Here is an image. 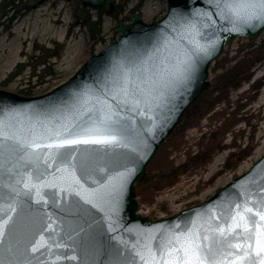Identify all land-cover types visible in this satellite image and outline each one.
Segmentation results:
<instances>
[{"label":"water","instance_id":"95a60500","mask_svg":"<svg viewBox=\"0 0 264 264\" xmlns=\"http://www.w3.org/2000/svg\"><path fill=\"white\" fill-rule=\"evenodd\" d=\"M115 1L77 0L81 7L103 15L111 14ZM164 1L166 11L159 19L145 22L134 13L128 21L120 20L116 38L49 91L25 96L0 89V131L11 137L0 145V258L8 264H163L157 248L161 238L193 228L201 235L206 229L225 230L223 264H249L256 256V231L249 237L228 229L237 204L242 215L245 206L253 213L264 210V153L198 204L157 219L138 212L135 184L185 111L209 87L212 62L236 37L250 41L264 31V23L248 25L235 16L218 15L216 0ZM205 16L211 17L212 27L204 26ZM197 46L206 51L193 56ZM189 60L195 67L186 78L183 69ZM110 107L119 113L113 119L120 124L112 125L109 134L127 147L73 146L77 165L82 156L91 161L86 174L46 160L55 149L26 147L56 143L54 133L68 125L78 126L75 131L93 127ZM36 156L44 173L40 181ZM120 176L122 187L114 198L112 184ZM53 177L57 187H42L39 195L25 187ZM255 226L264 231L258 216ZM145 243L151 255L142 251ZM261 260L264 254L254 264Z\"/></svg>","mask_w":264,"mask_h":264},{"label":"rangeland","instance_id":"374dc122","mask_svg":"<svg viewBox=\"0 0 264 264\" xmlns=\"http://www.w3.org/2000/svg\"><path fill=\"white\" fill-rule=\"evenodd\" d=\"M7 1L14 4L16 15L0 26V89L17 94L29 90L30 96L43 94L67 80L91 54L116 38L119 21L109 17L114 9L110 15L102 14L105 44L91 50L86 29L72 25L77 0ZM135 4L136 0L127 4L124 14L128 18L121 21L136 13L151 22L166 11L164 0H145L138 12L129 13ZM61 45L59 58L51 61L55 75L46 76L43 83L29 78L27 66L6 81L17 64H25L34 46L60 49ZM263 73L264 31L253 40L236 37L225 44L210 66V85L201 94L210 108L192 125L183 129L182 122L178 124L147 165L143 174L146 184H135L141 215L157 219L204 201L264 153V81L257 80ZM200 153L198 160L191 159ZM200 160L206 161L198 164ZM174 173H179L174 184L167 185V176Z\"/></svg>","mask_w":264,"mask_h":264},{"label":"snow or ice","instance_id":"6c2138e0","mask_svg":"<svg viewBox=\"0 0 264 264\" xmlns=\"http://www.w3.org/2000/svg\"><path fill=\"white\" fill-rule=\"evenodd\" d=\"M216 8L219 10L218 15L223 16L225 19H229L235 16L238 19H242L245 24L253 25V22L264 23V0H216ZM207 23L204 25L206 27H212L213 21L211 17L205 16ZM199 34V32L197 33ZM198 51H206L204 48L197 46V51L193 52V56L197 54ZM194 62L189 60L186 62V66L183 69L185 77L191 75L194 71ZM122 92L127 95V91L122 88ZM115 99V97H113ZM116 107H119L117 103ZM119 113L114 111L111 107L109 111L104 114L103 119H100L98 124L93 127L80 128L79 131H75L73 125H68L63 127V131H56L54 135L57 138L56 143L40 145L33 143L27 145L28 148H48L55 149L54 152H50L46 157V160H55L62 164H67L70 166L78 167L81 174H86L89 170L90 159L82 156L80 158L79 164H76V157L72 151V147L80 144H95L104 146H116L121 145L127 147L123 143L122 139L117 135L109 134V129L112 125H119L120 120L113 119L118 117ZM87 137V138H82ZM6 139H11V137H5L3 132L0 131V145ZM61 149H66V151H60ZM39 161L40 157H35V163L37 166V181L41 180L44 175L43 172L39 171ZM57 171H69V169H57ZM69 174H71L69 172ZM115 183L112 184V193L115 194L114 198L119 195V188L122 187L123 177L114 178ZM72 180L76 181L73 176ZM25 187H31L36 190L37 195L40 194V189L42 187H57L55 183V177L53 181L37 183V184H25ZM245 205L247 201L244 202ZM241 205H236V212L231 216L232 224L229 226L228 232H234L235 230H242L244 233L251 236V231L257 232V250L256 256L249 261V264H254L257 257L264 254V231H258L255 226V217H259L261 222H264V210L257 211L253 213V210L248 207L243 208V215L240 212ZM249 221L252 222V228L249 227ZM178 227V226H177ZM217 234L219 238H217ZM3 235V225H0V236ZM227 233L224 229H206L205 234L201 235L199 231L195 228L189 229L186 232L170 231L168 234L163 236L157 246L160 253V258L163 264H223L221 248L223 246V240ZM134 248L136 246H133ZM236 248H240L242 251V245H235ZM38 248L34 246L32 251H37ZM142 251H147L151 255V247L148 243L142 246ZM249 253L251 248L248 249ZM141 260L144 259L142 252H137ZM167 255V259H165ZM0 264H8V262L0 258ZM155 264V261H153ZM260 264H264V260H261Z\"/></svg>","mask_w":264,"mask_h":264},{"label":"trees","instance_id":"16d2710c","mask_svg":"<svg viewBox=\"0 0 264 264\" xmlns=\"http://www.w3.org/2000/svg\"><path fill=\"white\" fill-rule=\"evenodd\" d=\"M130 1L132 0H118L117 4L115 5L114 11L109 17L115 22H118L120 20L123 21L126 20L128 18V15L124 13L126 10V6ZM144 1L145 0H136V4L128 12L129 13L138 12L139 8L141 7ZM10 12H14L15 14L13 13L12 16H9ZM15 15L16 12H15L14 4L12 2H8L7 0H2L0 2V26L3 25L6 21L8 22L12 21ZM72 25H79L86 29L88 35V42L91 47V50H93L94 47L97 45L105 44L106 41H105V35L103 33L102 14L97 12H91L89 9L81 7L77 3L75 7L74 22L72 23ZM114 38L115 37H113L112 40H114ZM55 48H43L40 46H34L32 49V53L27 57V61L25 62V64H17L15 67L16 69H14L15 72H12V75L9 76L8 80L6 81H9L13 75L20 74V71L26 66L29 67V75H28L29 78L30 79L36 78L38 84L43 83L45 81L44 78L46 76L55 75L54 71L51 69L52 67L51 61L53 59L59 58L63 46L61 45L60 49L59 48L55 49ZM244 78H246V76H244ZM235 85H236L235 83L233 84L228 83L227 86H235ZM210 90H215V87L211 88ZM20 94L25 96H30L32 93H30L29 90H22ZM207 101L208 100L203 94L199 98H197L195 102L185 111L180 121L184 125L183 129L192 125L194 122H197L204 115V113L208 111V109L210 108L209 107L210 104ZM200 155L201 153L195 154L191 159L198 160ZM189 160L190 159H188V161ZM204 161L200 160L198 164L202 162L204 163ZM178 174L174 173V175L172 174L171 176L170 175L167 176L166 181L168 182L166 184L167 185L174 184L176 180L175 178L177 177ZM146 182L147 180L143 175L137 181V185H144L146 184ZM154 185L156 186L160 184H154Z\"/></svg>","mask_w":264,"mask_h":264},{"label":"bare ground","instance_id":"6f19581e","mask_svg":"<svg viewBox=\"0 0 264 264\" xmlns=\"http://www.w3.org/2000/svg\"><path fill=\"white\" fill-rule=\"evenodd\" d=\"M257 80L260 81V82L261 81L263 82L264 81V73L261 76H259Z\"/></svg>","mask_w":264,"mask_h":264}]
</instances>
